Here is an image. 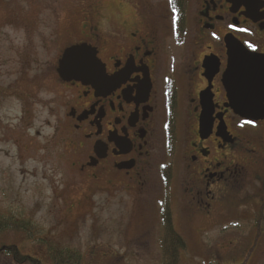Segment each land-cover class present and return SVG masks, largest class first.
Wrapping results in <instances>:
<instances>
[{
    "label": "flooded vegetation",
    "instance_id": "flooded-vegetation-1",
    "mask_svg": "<svg viewBox=\"0 0 264 264\" xmlns=\"http://www.w3.org/2000/svg\"><path fill=\"white\" fill-rule=\"evenodd\" d=\"M5 11V26L28 35L22 81L48 93L52 138L94 195L148 187L163 159L161 221L193 213L205 219L202 236L240 194L232 222L245 226L236 222L231 249L264 235V120L236 115L226 90L227 39L264 58V0H15ZM74 47L101 61L94 85L60 76Z\"/></svg>",
    "mask_w": 264,
    "mask_h": 264
},
{
    "label": "rangeland",
    "instance_id": "rangeland-1",
    "mask_svg": "<svg viewBox=\"0 0 264 264\" xmlns=\"http://www.w3.org/2000/svg\"><path fill=\"white\" fill-rule=\"evenodd\" d=\"M8 5L14 6L15 0H0V217L27 219L31 230L3 233L0 248L15 245L43 264H56L52 248L79 251L81 264H162L157 197L166 191L160 169L165 161H156L152 181L144 189L131 185L129 195H94L71 171L61 140L52 138L54 118L45 106L48 93L22 81L20 70L28 61L20 49L28 35L19 27L5 26ZM30 14L28 22L35 11ZM37 79L43 81L41 76ZM239 195L215 209L208 233L202 236L206 222L201 216H174L175 229L187 244L181 264H264V235L251 245L231 249L230 242L239 235L237 223L245 226L232 222L241 217L235 204ZM6 258L0 254V264H17Z\"/></svg>",
    "mask_w": 264,
    "mask_h": 264
},
{
    "label": "water",
    "instance_id": "water-1",
    "mask_svg": "<svg viewBox=\"0 0 264 264\" xmlns=\"http://www.w3.org/2000/svg\"><path fill=\"white\" fill-rule=\"evenodd\" d=\"M229 65L226 71V90L229 107L239 117L250 120H264V58L254 55L237 42L229 38L226 41ZM103 68L96 55L85 47L68 50L60 62L59 74L66 80L88 81L95 84L99 78V69ZM102 79L105 81L104 74ZM208 95L203 96L204 111L201 129H207L211 109Z\"/></svg>",
    "mask_w": 264,
    "mask_h": 264
},
{
    "label": "trees",
    "instance_id": "trees-1",
    "mask_svg": "<svg viewBox=\"0 0 264 264\" xmlns=\"http://www.w3.org/2000/svg\"><path fill=\"white\" fill-rule=\"evenodd\" d=\"M30 221V220H29ZM27 219L14 217H0V236L7 231L25 232L31 230ZM257 239V238H255ZM160 247L162 264H181L182 254L187 251L185 239L176 231L173 219L163 216ZM0 254H4L9 263L43 264L41 261L30 256L23 255L15 245L2 246ZM51 256L56 264H81L82 254L73 250L51 249Z\"/></svg>",
    "mask_w": 264,
    "mask_h": 264
}]
</instances>
